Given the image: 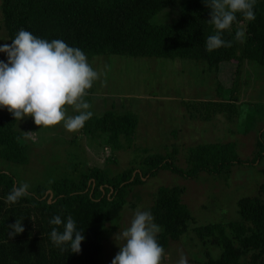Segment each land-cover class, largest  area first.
<instances>
[{"label":"trees","instance_id":"obj_1","mask_svg":"<svg viewBox=\"0 0 264 264\" xmlns=\"http://www.w3.org/2000/svg\"><path fill=\"white\" fill-rule=\"evenodd\" d=\"M171 6H176L175 18L156 21L158 14ZM209 12L203 0H0V29L7 43L24 29L48 41L63 40L81 49L88 59L117 55L200 62L216 82L213 91L218 100L186 103L187 109L193 108L190 117L208 120L213 114H223L230 119L236 114L243 62L255 63L264 70V0H256L255 20L247 21L238 13L236 22L224 30L223 39L232 41L228 48L206 49L207 37L216 32L207 23ZM241 27L246 29L244 43L235 40V32ZM221 64L232 67L229 87L217 80ZM15 121L12 115L0 118V159L24 165L28 162L27 143L15 130ZM135 126L134 115L107 111L91 116L81 132L87 141L96 140V145L118 152L130 148ZM262 135L264 130L258 134L257 148L263 145ZM233 148L231 143L196 145L187 150L184 169L172 162L175 150L143 157L113 175L95 165L70 167L45 185L28 189V194L14 204L7 203L6 197L20 183L0 169V264H99L102 243L117 229L132 186L142 184V178H150L159 170L187 179L201 172L226 173L230 165L242 162ZM262 152L255 154L252 162ZM111 158L107 162L115 164ZM182 191L174 186L159 187L148 208L154 223L162 229L157 240L164 249L168 242L179 239L191 221L180 200ZM258 191H264V181ZM57 215L65 222L71 216L77 229L83 230L78 254L61 252L51 242L52 228L62 231V226L49 224ZM21 218L24 231L8 239V226ZM192 230L198 240L219 249L218 257L202 264H264V201L258 196L236 201L234 221Z\"/></svg>","mask_w":264,"mask_h":264},{"label":"rangeland","instance_id":"obj_2","mask_svg":"<svg viewBox=\"0 0 264 264\" xmlns=\"http://www.w3.org/2000/svg\"><path fill=\"white\" fill-rule=\"evenodd\" d=\"M175 11L176 6L168 7L158 14L156 21L174 19ZM4 43H7L6 38L0 29V45ZM6 60V55L0 53V61ZM87 61L99 74L83 97L91 106L87 111L95 117L107 111L134 115L136 126L130 148L114 152L96 145V140L87 141L81 129L69 132L63 122L39 128L32 117H26L15 121L14 127L27 143L28 162L14 165L0 159V169L12 174L18 183H27L30 190L56 179L70 167L95 165L113 175L143 157L174 150L173 164L184 169L189 148L231 143L233 154L242 162L230 165L226 173L201 172L196 178L187 179L159 170L150 178H142V184L132 186L125 197L117 229L102 243L99 264H111L119 252L118 246L123 243L115 241L114 236L128 227L137 208L148 211L156 189L173 186L183 189L180 200L191 221L177 241L168 242L161 262L177 264L181 254L187 257L188 264H202L208 258L218 257L219 249L206 240H198L192 228L234 221L239 198L258 196L264 201V191H258L264 181V135L261 136L262 155L252 162L261 151L255 143L259 132L264 130V70L244 61L236 114L230 119L223 114H213L210 119L201 120L190 117L193 108L187 109L185 104L218 100L213 91L216 82L204 64L179 58L117 55L95 56ZM231 77L232 67L221 64L217 80L223 87H229ZM65 112L66 116L79 114L74 105H65ZM6 115L11 114L6 108H0V118ZM120 141L124 143L122 138ZM111 156L115 164L107 162L112 160Z\"/></svg>","mask_w":264,"mask_h":264},{"label":"clouds","instance_id":"obj_3","mask_svg":"<svg viewBox=\"0 0 264 264\" xmlns=\"http://www.w3.org/2000/svg\"><path fill=\"white\" fill-rule=\"evenodd\" d=\"M203 3L210 9L207 23L216 30L206 39L208 51L232 46V41L223 39V32L236 22L238 13L247 21L256 18V0H203ZM245 31V27L238 29L235 40L244 43ZM0 53L7 57L6 62L0 61V108H6L14 120L32 117L39 128L63 122L67 131L75 132L91 118L93 113L87 111L91 106L83 97L99 74L81 49L70 47L63 40L41 39L20 29L10 43L0 45ZM65 105H74L79 114L66 116ZM28 188L27 183L14 186L6 202H18L28 194ZM23 219H16L8 226V239L24 231ZM49 224L62 226V231L54 227L50 232L51 242L61 252L70 250L78 254L81 251L83 230L77 229L71 216L66 222L61 216H54ZM161 231L152 213L138 207L128 227L114 236L115 241L123 243L118 246L119 252L111 264H161L164 248L157 240ZM177 264H188L187 257L181 254Z\"/></svg>","mask_w":264,"mask_h":264},{"label":"water","instance_id":"obj_4","mask_svg":"<svg viewBox=\"0 0 264 264\" xmlns=\"http://www.w3.org/2000/svg\"><path fill=\"white\" fill-rule=\"evenodd\" d=\"M48 198H50V196Z\"/></svg>","mask_w":264,"mask_h":264}]
</instances>
